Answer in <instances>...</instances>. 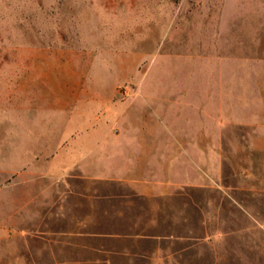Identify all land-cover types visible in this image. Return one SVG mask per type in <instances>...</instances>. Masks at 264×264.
Segmentation results:
<instances>
[{
  "label": "rangeland",
  "instance_id": "374dc122",
  "mask_svg": "<svg viewBox=\"0 0 264 264\" xmlns=\"http://www.w3.org/2000/svg\"><path fill=\"white\" fill-rule=\"evenodd\" d=\"M123 129L151 141L127 170L188 179L211 223H264V0H0V264L100 260L38 259L22 233L54 223L44 152Z\"/></svg>",
  "mask_w": 264,
  "mask_h": 264
},
{
  "label": "crops",
  "instance_id": "0c3cea01",
  "mask_svg": "<svg viewBox=\"0 0 264 264\" xmlns=\"http://www.w3.org/2000/svg\"><path fill=\"white\" fill-rule=\"evenodd\" d=\"M144 132L103 134L107 137L88 141L80 155L76 144L68 151L44 152L43 176L53 191L38 197L54 223L39 227L36 234L22 233L28 241L37 238L39 248L46 250L38 259H100L94 264H114L113 259L154 264L264 259V223H211L206 210L183 191L191 185L188 179L127 170L142 166L143 144L151 142L142 138ZM111 160H125L117 165L124 171H110L106 162Z\"/></svg>",
  "mask_w": 264,
  "mask_h": 264
}]
</instances>
